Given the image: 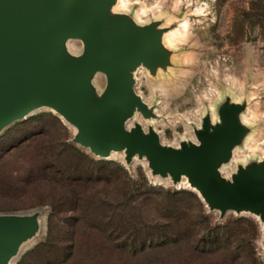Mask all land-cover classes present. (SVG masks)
Returning a JSON list of instances; mask_svg holds the SVG:
<instances>
[{"label": "rangeland", "instance_id": "obj_1", "mask_svg": "<svg viewBox=\"0 0 264 264\" xmlns=\"http://www.w3.org/2000/svg\"><path fill=\"white\" fill-rule=\"evenodd\" d=\"M259 12L260 0H102L81 16L80 29L147 44L141 47L148 61L123 67L139 99L125 121L128 130L181 148L199 142L225 98L245 103V134L220 168L229 178L238 166L264 159ZM64 45L77 58L84 53L79 37L66 36ZM93 83L101 94L108 82L99 72ZM79 132L47 106L0 131V215L36 217L8 264H195L200 255L204 264H264V225L254 215L210 210L184 176L179 185L177 176L155 173L145 157L124 150L97 155L76 141ZM74 165L76 175L93 172L111 181H71ZM168 190L179 194L168 198ZM231 229L236 239L227 235ZM156 230L167 243L150 248ZM209 230L211 239L202 244Z\"/></svg>", "mask_w": 264, "mask_h": 264}, {"label": "water", "instance_id": "obj_2", "mask_svg": "<svg viewBox=\"0 0 264 264\" xmlns=\"http://www.w3.org/2000/svg\"><path fill=\"white\" fill-rule=\"evenodd\" d=\"M101 1L0 0V131L47 106L78 128L76 141L95 154L124 150L145 157L155 173L177 176L179 185L184 176L210 210L249 213L264 225V159L238 166L229 178L220 171L245 134L246 104L225 98L215 109L217 118L198 134L199 142L181 148L164 146L138 128L128 130L125 121L139 99L123 67L148 61L141 47L147 44L126 35L105 40L80 29L81 16ZM68 35L83 40L80 58L66 50ZM99 72L108 82L101 94L93 83ZM35 227V216L0 215V264L11 261L19 240Z\"/></svg>", "mask_w": 264, "mask_h": 264}, {"label": "trees", "instance_id": "obj_3", "mask_svg": "<svg viewBox=\"0 0 264 264\" xmlns=\"http://www.w3.org/2000/svg\"><path fill=\"white\" fill-rule=\"evenodd\" d=\"M260 1L264 3V0H260ZM257 15H258V21L256 22V25H259L260 27L264 26V13L263 12H259ZM243 17L247 18L246 15H243ZM73 171H74V173H73L74 175H73V178H71V181H76V182L85 181V183H90L91 181H99V180L100 181L103 180V181H106V182H108V181L110 182L111 181V180H108L107 178L94 177L93 172L88 173V175H86L84 177L76 175L77 172H78V167L76 165L73 166ZM150 191L154 193V191H156V190L150 188ZM165 193H166L165 195L168 198L175 197L177 194H179V193L171 192L169 190L166 191ZM248 222L251 223V226L254 225V224H252V222H250V221H248ZM156 229H158V228H156ZM208 232L209 233H205L203 235V237H201L200 242H202V244L206 243L207 241H209L211 239V234L210 233H212L213 231L209 230ZM227 235L228 236L230 235L231 237H234L235 239L238 236L236 234V231H233L232 229ZM169 236H171L172 240L174 239L172 237L173 236L172 234H170ZM176 236L177 235H175V238H177ZM174 240H176V239H174ZM217 241L218 240H216L215 242L217 243ZM166 243H167V239H166L165 235L163 233L161 235V230H156V233L153 235L152 238H150L149 246H150V248H160V247H163ZM143 245H144V243L141 242L140 246H143ZM238 245H241V244L238 243ZM202 250H203V247H202ZM205 260H206L205 257H203V255H200V256H197V258L194 261H195V264H204Z\"/></svg>", "mask_w": 264, "mask_h": 264}, {"label": "bare ground", "instance_id": "obj_4", "mask_svg": "<svg viewBox=\"0 0 264 264\" xmlns=\"http://www.w3.org/2000/svg\"><path fill=\"white\" fill-rule=\"evenodd\" d=\"M125 1L126 0H120V2L122 3V4H125ZM181 25H183V26H185V22H183ZM181 32V31H180ZM177 33V32H176ZM251 144V143H250ZM249 145V144H248ZM247 146V145H246ZM250 147H252V144L251 145H249ZM256 147V146H255ZM246 148V147H245ZM254 148V147H253ZM253 153V152H252ZM243 155V154H242ZM243 158V157H242Z\"/></svg>", "mask_w": 264, "mask_h": 264}, {"label": "built area", "instance_id": "obj_5", "mask_svg": "<svg viewBox=\"0 0 264 264\" xmlns=\"http://www.w3.org/2000/svg\"><path fill=\"white\" fill-rule=\"evenodd\" d=\"M212 1H215V0H212Z\"/></svg>", "mask_w": 264, "mask_h": 264}]
</instances>
